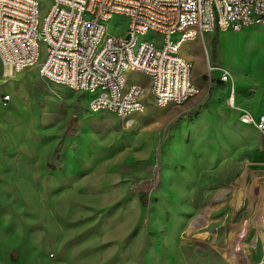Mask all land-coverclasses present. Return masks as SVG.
<instances>
[{"label": "rangeland", "instance_id": "374dc122", "mask_svg": "<svg viewBox=\"0 0 264 264\" xmlns=\"http://www.w3.org/2000/svg\"><path fill=\"white\" fill-rule=\"evenodd\" d=\"M38 1L44 14L52 0ZM119 20L115 16L108 29ZM126 27L122 19L121 33ZM242 30H228L233 48ZM222 32L179 50L191 61L192 78L205 72L203 78L212 76L214 87L225 86L218 69L237 75L233 63L225 65ZM260 34L264 37V28ZM209 65L216 67L211 76ZM259 65L264 70V57ZM238 78L236 88L257 84L250 75ZM5 79L0 67V264H264V133L243 126L240 112L222 119L256 131L254 137L223 155H215L223 133L216 143L208 136L185 137L165 179L162 153L169 129L162 128L153 143L135 142L147 134L128 129L125 117L90 110L89 94L43 79L37 65ZM125 80L144 87L149 119L161 121L170 114L148 95L146 75L129 71ZM200 106L187 113L189 118ZM148 146L153 152L146 161L137 153ZM103 164L105 174L117 175L87 180ZM145 166L149 179L136 175ZM120 182L128 185L124 195L115 193ZM205 215L207 223L194 228Z\"/></svg>", "mask_w": 264, "mask_h": 264}, {"label": "built area", "instance_id": "2783aa9c", "mask_svg": "<svg viewBox=\"0 0 264 264\" xmlns=\"http://www.w3.org/2000/svg\"><path fill=\"white\" fill-rule=\"evenodd\" d=\"M249 25H264V0H52L44 14L38 0H0V67L11 78L37 65L43 79L89 94L90 110L124 118L143 110L145 93L126 72L148 77L156 106L181 105L199 92L181 45ZM208 68L211 76L216 67ZM219 80L230 87L226 107L236 109L231 75L221 69ZM239 121L264 133V114L242 111Z\"/></svg>", "mask_w": 264, "mask_h": 264}, {"label": "crops", "instance_id": "0c3cea01", "mask_svg": "<svg viewBox=\"0 0 264 264\" xmlns=\"http://www.w3.org/2000/svg\"><path fill=\"white\" fill-rule=\"evenodd\" d=\"M264 25H249L243 28L244 34L246 35V37H248L247 35H256V34H260L263 31ZM198 39L192 40V41H187L184 43H187L189 45H193L196 44L198 41ZM183 43V44H184ZM182 44V45H183ZM181 45V46H182ZM182 48V47H181ZM184 59L188 60L189 62L190 59L188 57H184ZM192 65V64H191ZM225 71H227L230 75H231V71L228 68H224ZM218 76L217 78L219 79V76L221 75V69H218ZM205 72L201 73V77L196 76L194 74L192 80L193 83L198 87L199 92L193 96L192 98L188 99L186 102H184L182 105L179 106H174V105H169L166 107H158L159 109H165L166 111H170V114L166 116V118H164V120H156L153 118L149 119V110H147V105L144 103V108L143 110L139 111V112H133L131 114H129L128 116H126L125 119V123L127 124V128H132L133 130H137V132H139L140 134L142 133H147V135H143L141 137H139L138 139H134L135 142H148L149 141L151 143L154 142V139L156 137H158L164 130L169 129V138L171 139V137L174 135V129L176 128H181L182 125L185 122V127L188 126V122L193 119L194 117L202 114V112L204 110H211L212 112H215L216 118L218 120L221 121L223 116H227L230 114L234 115L235 114V109H228L225 105V100L227 98V96L229 95V87L227 84L224 83V87L216 85L214 87L213 83H212V76L211 79L209 80H205L203 78ZM147 77V76H146ZM148 78V77H147ZM149 82V80H148ZM223 83V82H222ZM234 87V85H233ZM217 88V89H216ZM235 90V103L236 105L242 106V111H247L249 112L255 119H258L260 117V115L264 114V85L263 86H258V84L255 83H250L246 85V88H242V87H234ZM147 92H148V85H147ZM148 95L150 96L149 92ZM212 95V99L209 103H207V105H203V103H205V100L208 96ZM239 96L243 97V100L240 101ZM245 97V98H244ZM221 100H223L220 104H218V102ZM197 105H201L199 107V112L197 115H195L192 118H189V114H187L189 111H191V109H193L195 106ZM220 108V109H216L214 110V108ZM202 111V112H201ZM201 112V113H200ZM229 112V113H228ZM241 113V112H240ZM226 114V115H225ZM178 121L177 124H175ZM187 122V123H186ZM135 123V125H134ZM221 123V122H220ZM175 124V125H174ZM173 126V129H170V127ZM243 125V124H242ZM246 126V125H243ZM169 127V128H168ZM127 128H125V130H127ZM162 128L163 131H162ZM162 131V132H161ZM200 133L196 134V136H198ZM201 136V134H200ZM192 138V135H187L185 136ZM184 137V138H185ZM184 141V139H183ZM153 152V148L150 146L144 148L142 151H140L138 154V156L146 161H149L151 155ZM121 159V155L119 157H116L113 162H117ZM210 160V157H209ZM169 165V164H168ZM163 165V177L166 179L168 174L170 173V169L169 166ZM106 166L103 164L99 167H97L91 175L88 176V179L90 182H99L101 178L107 177V178H114L117 173H113V174H105V168ZM149 174H150V169L149 166H145L141 169H139L136 172V175H141L144 176V179H149ZM124 184V183H123ZM121 182L117 183V190L115 191V193L119 194V195H124L125 191L127 189L126 186H128L126 183L123 185ZM179 194H183L184 195V190L183 188L179 189ZM137 194L133 193L132 194V198L136 199Z\"/></svg>", "mask_w": 264, "mask_h": 264}, {"label": "bare ground", "instance_id": "6f19581e", "mask_svg": "<svg viewBox=\"0 0 264 264\" xmlns=\"http://www.w3.org/2000/svg\"><path fill=\"white\" fill-rule=\"evenodd\" d=\"M228 33H229L228 30H225V32H222V34H224V38H225L224 43H223V54H224L225 65L227 63H233L236 67L235 70L237 71V75L235 73L231 72L232 84L234 85V87H237V85H239V83L241 84V81L239 80L238 75L243 74V75H245V79H246V76H249V75L253 76L255 81H257V84H259L260 86H263L264 85V75H263L264 70H263L262 66L259 65V63H260V60L264 57V37H262V35L259 34V35H256L254 37H247V38L245 37V39H244L245 34H244V31L242 30L241 32H239L241 39H239V41H238V38L236 37L237 38L236 39L237 45H236V47L233 48L232 42L227 36ZM10 79L11 78H9L7 76V79H5V82L9 81ZM229 90H230V87H229ZM86 100L89 101L87 98H86ZM216 109H220V108L219 107L214 108V110H216ZM233 111H235V113L242 112V106L237 105L236 109ZM231 123L229 121L223 120V119H221V121L218 120L216 118L215 112L214 111L212 112L209 109L204 110L202 112V114L191 119L187 124L188 126L185 127L184 126L185 122H184V124L182 125L181 128L178 127L176 129H174V131H173L174 135L171 137V139H169L167 147L164 151V155L162 153L163 165L166 166L170 163V159H172V157H171L172 155H179L180 154L181 148L184 144L183 139L188 134L194 136V135L200 133L202 137L208 136L212 143H216V141H218V139L220 138L221 133H223L224 134V141L222 142L220 148H217V152H215L216 153L215 155H218V154L223 155V154H227L229 152V150L231 151V149H230L231 146L238 145L241 141L250 139V138L254 137L257 133L254 130H250V131L247 129L241 130L238 128V126L236 127L235 125H232ZM235 123H237V122H235ZM250 128H252V127H250ZM200 134L198 136H200ZM206 143L209 144L210 142H206ZM203 147H205V146H203ZM234 147H236V146H234ZM200 148L201 147L199 146L198 149H200ZM203 149L204 148H202L201 150H203ZM201 152L204 153V151H201ZM205 152H206V150H205ZM209 157H210V161L213 160L214 154L209 156ZM155 217H156L155 210H152L151 211V218L154 219ZM171 219H173V218H171ZM207 220L208 219H207L206 215L202 216L197 221L194 222L193 227L195 228V227L201 226L203 224H206ZM150 224L151 223L149 222V225ZM169 224H171V222ZM174 229H175V227H174Z\"/></svg>", "mask_w": 264, "mask_h": 264}, {"label": "trees", "instance_id": "16d2710c", "mask_svg": "<svg viewBox=\"0 0 264 264\" xmlns=\"http://www.w3.org/2000/svg\"><path fill=\"white\" fill-rule=\"evenodd\" d=\"M213 46H215V42H214V40H213Z\"/></svg>", "mask_w": 264, "mask_h": 264}]
</instances>
